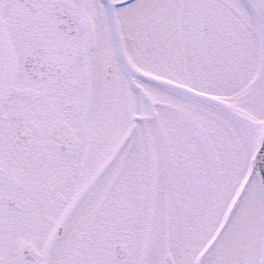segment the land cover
Segmentation results:
<instances>
[{
	"label": "snow or ice",
	"instance_id": "6c2138e0",
	"mask_svg": "<svg viewBox=\"0 0 264 264\" xmlns=\"http://www.w3.org/2000/svg\"><path fill=\"white\" fill-rule=\"evenodd\" d=\"M0 264H264V0H0Z\"/></svg>",
	"mask_w": 264,
	"mask_h": 264
}]
</instances>
